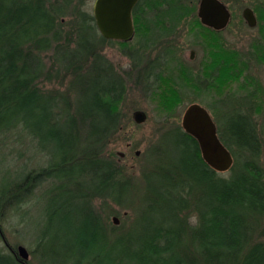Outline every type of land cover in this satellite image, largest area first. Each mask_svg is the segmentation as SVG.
<instances>
[{"label": "trees", "instance_id": "1", "mask_svg": "<svg viewBox=\"0 0 264 264\" xmlns=\"http://www.w3.org/2000/svg\"><path fill=\"white\" fill-rule=\"evenodd\" d=\"M84 1L0 0V133L20 125L50 155L1 188L0 217L50 179L43 264H264V140L250 112L212 111L233 157L226 173L177 124L146 152L139 177H125L107 149L122 126L126 83L99 50L112 40ZM179 1L139 0L132 15L145 6L156 24L171 23L186 13ZM109 201L131 216L109 226L95 209ZM0 264L17 263L0 252Z\"/></svg>", "mask_w": 264, "mask_h": 264}, {"label": "rangeland", "instance_id": "2", "mask_svg": "<svg viewBox=\"0 0 264 264\" xmlns=\"http://www.w3.org/2000/svg\"><path fill=\"white\" fill-rule=\"evenodd\" d=\"M94 1L85 0L83 9L93 13ZM179 2L185 5L186 13L179 15L176 21L156 24L155 17L148 15L144 6L133 17L131 41L112 40L99 48L126 83L125 95L118 106L123 115L122 126L107 149V155L118 162L125 177H139L142 166L149 164L151 154L147 153L144 162L146 152L164 130L177 124L181 126L185 109L193 103L211 112L221 107L250 112L264 140V65L248 66L242 61L248 44L253 40L252 45H255L252 32L243 29L240 35H214L196 20V0ZM192 50L194 55L190 59ZM174 64L177 67L171 70ZM48 87L61 89L63 86L50 84ZM136 111L144 113L142 123L134 121ZM49 159L47 150L41 149L20 125L1 132L0 191L26 174L46 167ZM261 162L264 164V147ZM53 185V180H43L16 206L4 209L0 217L2 254H9L5 239L15 251L18 246L26 249L27 264H43L39 258L44 252L42 248L48 252L51 246L50 243L44 247L39 245L38 239L45 225L44 209ZM95 205L109 226L120 225L126 216H131L110 201ZM113 217L117 218V224ZM74 260L67 258L65 264H76Z\"/></svg>", "mask_w": 264, "mask_h": 264}, {"label": "water", "instance_id": "3", "mask_svg": "<svg viewBox=\"0 0 264 264\" xmlns=\"http://www.w3.org/2000/svg\"><path fill=\"white\" fill-rule=\"evenodd\" d=\"M138 0H95L93 17L96 27L103 38L129 41L134 35L132 10ZM198 14L205 24L215 22L209 16L219 15L220 25H224L227 12L217 0H201ZM220 17V18H221ZM218 27V26H215ZM136 123H142L145 115L141 111L133 114ZM183 130L193 137L199 146L204 162L217 172L228 171L233 164L231 152L224 146L217 134L215 122L210 113L197 103L189 105L182 116ZM114 224L117 218L113 217ZM22 260L28 259V253L22 246L17 248Z\"/></svg>", "mask_w": 264, "mask_h": 264}, {"label": "flooded vegetation", "instance_id": "4", "mask_svg": "<svg viewBox=\"0 0 264 264\" xmlns=\"http://www.w3.org/2000/svg\"><path fill=\"white\" fill-rule=\"evenodd\" d=\"M227 12V19L225 24L220 25V19L222 17L219 15L209 16L215 22L211 24H205L202 22L198 10L201 0H196L197 9L195 12V18L208 32L212 34H217L222 37L225 33L231 35H240V32L245 29L252 32V37L254 38V46L248 44L247 51L243 53L244 59L242 60L246 65L259 63L264 65V0H217ZM139 2V1H138ZM221 17V18H220ZM133 20V15H132ZM218 26V27H215ZM132 40V39H131ZM123 42V41H122ZM249 55V57L247 56ZM194 51H190V59L193 58ZM241 62V61H240ZM246 92L249 89L245 90ZM220 108V112L222 110ZM213 111V110H212ZM219 111V110H218ZM223 111V110H222ZM246 111H243L245 113ZM212 114V112H211ZM4 245L9 250V255L12 257L14 262L17 264H27V260H22V258L15 252L12 248H9L5 239L3 240ZM17 251V249H16Z\"/></svg>", "mask_w": 264, "mask_h": 264}]
</instances>
